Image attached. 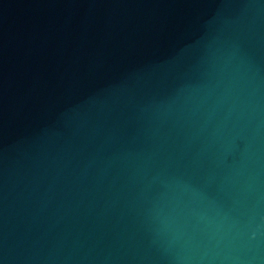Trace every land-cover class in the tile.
<instances>
[{"label":"water","instance_id":"1","mask_svg":"<svg viewBox=\"0 0 264 264\" xmlns=\"http://www.w3.org/2000/svg\"><path fill=\"white\" fill-rule=\"evenodd\" d=\"M0 264H264V0H0Z\"/></svg>","mask_w":264,"mask_h":264}]
</instances>
